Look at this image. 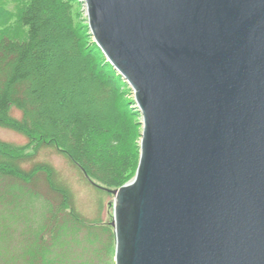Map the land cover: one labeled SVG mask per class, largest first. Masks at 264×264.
<instances>
[{
	"label": "water",
	"instance_id": "95a60500",
	"mask_svg": "<svg viewBox=\"0 0 264 264\" xmlns=\"http://www.w3.org/2000/svg\"><path fill=\"white\" fill-rule=\"evenodd\" d=\"M141 114L115 264H264V0H83Z\"/></svg>",
	"mask_w": 264,
	"mask_h": 264
},
{
	"label": "trees",
	"instance_id": "16d2710c",
	"mask_svg": "<svg viewBox=\"0 0 264 264\" xmlns=\"http://www.w3.org/2000/svg\"><path fill=\"white\" fill-rule=\"evenodd\" d=\"M71 11L70 0H27L19 17L24 33L21 39L1 34L0 123L35 138L37 149L43 145L57 147L99 190L105 191L94 183L115 189L135 176L140 144L128 176L124 164L134 145L133 119L141 115L134 106L129 109L128 103L118 99L128 84L93 41L89 26H85L89 30L86 33L74 25ZM87 36L89 40H85ZM99 101L110 102L108 108L98 106ZM15 107L23 112L22 119L11 116ZM24 155L1 144L0 175L37 185L47 180L44 186L48 192L60 198L56 210L48 215L47 236L21 243V264H47L46 254L55 256V263L70 261L72 251L68 257L64 247L77 250L75 264H93L84 256L88 253L96 257L93 249L104 236L108 252L114 251L115 233L111 232L112 239L104 226H96L94 220L75 212L69 188L57 181L50 165L41 162L29 171L23 169L20 164L26 159ZM67 221L77 234L74 243L62 246L58 231ZM108 227L113 228L110 224Z\"/></svg>",
	"mask_w": 264,
	"mask_h": 264
},
{
	"label": "rangeland",
	"instance_id": "374dc122",
	"mask_svg": "<svg viewBox=\"0 0 264 264\" xmlns=\"http://www.w3.org/2000/svg\"><path fill=\"white\" fill-rule=\"evenodd\" d=\"M70 1L74 25L88 33L89 30L87 31L88 28L85 27L89 23L85 3L83 0ZM26 2L27 0H0V36L4 34L12 36L14 39L16 37L21 39L24 33L23 28L19 24V17ZM86 39L89 40V37H85ZM123 88L125 89V87ZM133 98L134 93L129 85L126 86L124 92L118 94V99L121 103H128L129 109L134 106ZM109 103L108 101H99L98 106H101L102 109L108 108ZM10 112L11 116L16 119H22L24 116L23 112L16 107L12 108ZM141 119L142 116H135L133 119V127H135L134 131L136 132L130 157L124 164V174H127L126 176L132 173L138 157L137 147L140 144L142 131ZM1 144H4L12 152L25 154L22 157L26 159H23L20 165L26 171L31 170L36 164L41 162L50 165L54 170V177L57 181H61L64 186L66 185L69 188L75 212L89 220H94L96 226H104L113 239V234L115 233V229L111 225L115 198L113 193L107 190H99V188L94 186L83 171L73 163L74 161L57 147L43 145L41 147L38 146L39 148L37 149L39 144H37L35 138L17 130L10 124L0 123ZM33 153L35 154L32 155ZM29 154L31 156L27 157ZM28 183L0 175V264L22 263L24 258L22 255L20 256V253H22L20 250L22 248L21 243L37 242L41 236H47L48 215L50 216L56 210L59 203L60 195L49 193L47 186H44L43 182L40 185L35 184L34 181L30 184ZM64 224L59 227L60 230L58 231L59 241L62 246L64 243H74L73 241L77 234L70 221ZM108 224L113 228L108 227ZM106 244L107 240L104 236L93 249L97 254L96 257H92L88 253L86 255V251H82V246H78L80 251L85 252L86 256L84 257L88 260L92 259L93 264H115V250L108 252ZM23 248L27 247L24 246ZM70 251H72L70 261L61 259V261L55 263V256L52 254L48 257L46 254L44 260L47 264H75L77 250L67 249L66 247L63 249L67 256ZM87 264H90V262Z\"/></svg>",
	"mask_w": 264,
	"mask_h": 264
},
{
	"label": "bare ground",
	"instance_id": "6f19581e",
	"mask_svg": "<svg viewBox=\"0 0 264 264\" xmlns=\"http://www.w3.org/2000/svg\"><path fill=\"white\" fill-rule=\"evenodd\" d=\"M101 51V50H100Z\"/></svg>",
	"mask_w": 264,
	"mask_h": 264
}]
</instances>
